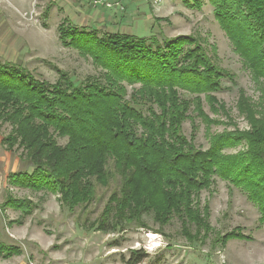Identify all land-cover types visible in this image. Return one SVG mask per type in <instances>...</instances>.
Wrapping results in <instances>:
<instances>
[{
	"label": "trees",
	"instance_id": "1",
	"mask_svg": "<svg viewBox=\"0 0 264 264\" xmlns=\"http://www.w3.org/2000/svg\"><path fill=\"white\" fill-rule=\"evenodd\" d=\"M207 1L259 92L255 102L238 91L235 109L246 129L237 128L214 97L222 80L234 83L233 75L220 69L195 37L98 36L64 18L57 28L61 45L88 57L102 74L76 84L57 69V80L49 84L20 65L0 62V124L11 127L1 143L8 151L21 148L31 168L10 174L9 186L56 195L73 212L94 201L96 186L117 180L91 229L105 235L128 225L151 231L145 217L159 228L176 219L181 235L195 243L214 234L209 205L200 195L219 179L246 195L264 228V0ZM181 2L190 10L202 7L201 0ZM136 84L127 97L125 86ZM203 102L233 130L212 133V125L222 122L204 112ZM197 119L206 150L194 144ZM186 121L189 138L182 133ZM57 139L66 142L61 146ZM1 209L19 212L22 220L34 205L8 194ZM251 240L238 228L215 239L222 247ZM18 254L0 241L1 258ZM144 257L132 250L125 264H139Z\"/></svg>",
	"mask_w": 264,
	"mask_h": 264
},
{
	"label": "rangeland",
	"instance_id": "2",
	"mask_svg": "<svg viewBox=\"0 0 264 264\" xmlns=\"http://www.w3.org/2000/svg\"><path fill=\"white\" fill-rule=\"evenodd\" d=\"M110 3L107 8L94 4L93 0H0V62L20 65L37 80L49 84L57 80V69L76 84L86 78H97L102 72L88 57L61 45L57 28L64 18L78 29L95 31L98 36L121 33L145 38L153 34L159 39H172L191 35L220 69L233 75L234 83L222 80L223 89L214 97L224 104L233 124L240 130L246 129L235 109L238 91L243 90L255 102L259 92L214 20L207 0H201L200 10L187 9L181 0H161L157 5L147 0H110ZM125 87L128 97L139 84ZM203 110L222 122L212 125V133L233 130L225 116L213 115L205 102ZM195 124L194 144L206 150L204 126L198 119ZM10 130L8 124H0V241L17 248L19 254L8 259L0 257V264H125L132 250H140L145 256L139 264H264V228L258 225L259 212L242 191L227 183L215 179L211 189L200 195L201 203L209 205L208 221L214 230L204 242H188L181 235L176 219L159 228L148 217L145 220L151 231L128 225L105 235L89 226L100 216L118 181L112 180L106 188L96 186L94 201L73 212L63 208L56 195L10 187L7 181L10 174L31 171L21 148L15 145L8 151L2 145ZM182 133L189 138V121L182 125ZM65 142L57 139L61 146ZM237 150L226 153L234 154ZM8 194L30 200L34 205L31 215L21 220L19 212L2 210ZM234 228L250 235L252 240L229 241L223 247L215 241L216 235Z\"/></svg>",
	"mask_w": 264,
	"mask_h": 264
},
{
	"label": "built area",
	"instance_id": "3",
	"mask_svg": "<svg viewBox=\"0 0 264 264\" xmlns=\"http://www.w3.org/2000/svg\"><path fill=\"white\" fill-rule=\"evenodd\" d=\"M147 1L150 2L152 5H157L158 3H160L161 0H147ZM93 3L104 5L107 8L111 7L110 0H93Z\"/></svg>",
	"mask_w": 264,
	"mask_h": 264
}]
</instances>
